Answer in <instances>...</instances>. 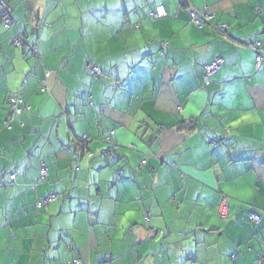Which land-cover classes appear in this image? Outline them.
<instances>
[{
    "label": "crops",
    "instance_id": "obj_1",
    "mask_svg": "<svg viewBox=\"0 0 264 264\" xmlns=\"http://www.w3.org/2000/svg\"><path fill=\"white\" fill-rule=\"evenodd\" d=\"M8 2L0 264H264V0Z\"/></svg>",
    "mask_w": 264,
    "mask_h": 264
},
{
    "label": "built area",
    "instance_id": "obj_2",
    "mask_svg": "<svg viewBox=\"0 0 264 264\" xmlns=\"http://www.w3.org/2000/svg\"><path fill=\"white\" fill-rule=\"evenodd\" d=\"M163 13V15L161 14ZM168 16L166 10L164 9V7H159L157 8V10L153 13L150 14V17H152L153 19H159V18H166ZM191 16H192V20L196 25H200L201 24V17L198 15V13H196L195 11H191ZM0 17L3 20L4 23V27L6 30H10L11 27L14 24L13 18H12V8L8 2V0H0ZM226 27L225 26H221L220 30L221 31H225ZM14 43L16 46H23L24 45V41L22 39V36L18 35L14 38ZM32 51L34 52V54H36V49H32ZM255 53H256V65L257 67H260L264 64V52L262 51V44L261 43H257L255 45V49H254ZM224 63L223 58L221 57H217L215 58L213 61H211L206 67H205V81L209 82L210 78L216 74L222 67ZM91 72L96 76V77H100L101 76V70L97 67H93L91 66ZM51 75V72H48L46 74V78H49ZM46 85H44L43 87V91H46ZM23 101L21 100V98L15 94L13 95L12 98H10L9 101V118L8 120L5 122V127L8 130L12 129V122L16 119H18L23 110L25 108H23ZM181 107H178V110H181ZM82 142L85 145V147H87V142H88V137L85 135L82 138ZM109 148L106 149L105 151H102L98 154V156L100 158H104V157H110L113 153V146L114 144L109 141ZM218 145V144H215ZM93 153H89V156H92ZM144 164V163H142ZM48 176V168L45 165H42V167L40 168V178L41 179H45ZM16 178L15 174L10 175V179L11 181H14ZM54 197V198H53ZM57 194H51L47 197H45L43 199V203L44 205H49L50 203H52L54 200L57 199ZM228 202H229V198L228 197H223L220 203V213L223 219H226L227 217V211H228ZM251 220L257 224H261V222L263 221L264 218V213H252L251 215ZM75 263H79L78 261H75Z\"/></svg>",
    "mask_w": 264,
    "mask_h": 264
},
{
    "label": "snow or ice",
    "instance_id": "obj_3",
    "mask_svg": "<svg viewBox=\"0 0 264 264\" xmlns=\"http://www.w3.org/2000/svg\"><path fill=\"white\" fill-rule=\"evenodd\" d=\"M161 14L163 15V13H161ZM262 59H264V58H262ZM259 106L264 107V91L261 92V103ZM192 111H194V109ZM245 119H247V117H245Z\"/></svg>",
    "mask_w": 264,
    "mask_h": 264
},
{
    "label": "trees",
    "instance_id": "obj_4",
    "mask_svg": "<svg viewBox=\"0 0 264 264\" xmlns=\"http://www.w3.org/2000/svg\"><path fill=\"white\" fill-rule=\"evenodd\" d=\"M252 213H257V212H255V211H252L251 213H250V215L252 214ZM261 213H264V212H261ZM250 218H251V216H250ZM263 220H264V218H263ZM255 223V222H254ZM263 223V221L261 222V224ZM257 224V223H256ZM259 225V224H258ZM260 264H262V261H261V263Z\"/></svg>",
    "mask_w": 264,
    "mask_h": 264
}]
</instances>
